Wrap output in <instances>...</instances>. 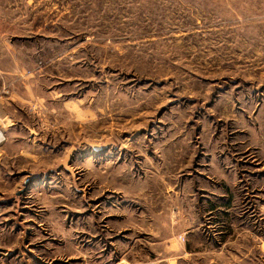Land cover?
I'll return each instance as SVG.
<instances>
[{
    "label": "rangeland",
    "instance_id": "obj_1",
    "mask_svg": "<svg viewBox=\"0 0 264 264\" xmlns=\"http://www.w3.org/2000/svg\"><path fill=\"white\" fill-rule=\"evenodd\" d=\"M0 73V264H264V0H0Z\"/></svg>",
    "mask_w": 264,
    "mask_h": 264
},
{
    "label": "crops",
    "instance_id": "obj_2",
    "mask_svg": "<svg viewBox=\"0 0 264 264\" xmlns=\"http://www.w3.org/2000/svg\"><path fill=\"white\" fill-rule=\"evenodd\" d=\"M0 75H1V73H0ZM4 88H5L4 89V92L6 94H8L10 89L8 87H4ZM9 98H10V96L3 94L2 81L0 80V112H1L0 113V121H2V119L7 120V121L8 120L13 121V117L8 113V105L10 104V102H9L10 99ZM7 141H8V139H7ZM0 153H2V152H0ZM5 154L8 156V152H5ZM1 157L2 156H0V158Z\"/></svg>",
    "mask_w": 264,
    "mask_h": 264
},
{
    "label": "built area",
    "instance_id": "obj_3",
    "mask_svg": "<svg viewBox=\"0 0 264 264\" xmlns=\"http://www.w3.org/2000/svg\"><path fill=\"white\" fill-rule=\"evenodd\" d=\"M5 139H6L5 132H4L3 128L0 125V144L3 143Z\"/></svg>",
    "mask_w": 264,
    "mask_h": 264
}]
</instances>
